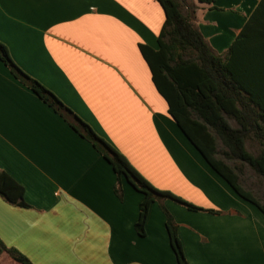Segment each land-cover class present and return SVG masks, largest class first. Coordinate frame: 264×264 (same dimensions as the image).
I'll return each instance as SVG.
<instances>
[{
	"label": "crops",
	"instance_id": "0c3cea01",
	"mask_svg": "<svg viewBox=\"0 0 264 264\" xmlns=\"http://www.w3.org/2000/svg\"><path fill=\"white\" fill-rule=\"evenodd\" d=\"M262 0L193 4L192 23L225 56ZM187 9V7H185ZM156 0H0V42L156 188L221 215L165 202L189 264H264V215L204 161L168 113L139 45L158 48ZM0 172L25 189L0 196V240L32 264H178L157 202L143 195L0 61ZM0 264H18L7 253Z\"/></svg>",
	"mask_w": 264,
	"mask_h": 264
},
{
	"label": "trees",
	"instance_id": "16d2710c",
	"mask_svg": "<svg viewBox=\"0 0 264 264\" xmlns=\"http://www.w3.org/2000/svg\"><path fill=\"white\" fill-rule=\"evenodd\" d=\"M165 14V23L158 37V48L139 45L152 81L168 104V113L204 161L243 200L264 215V197L258 200L240 182L238 162L248 166L264 178V0L248 19L239 36L225 56L214 53L202 34L192 23L193 12L185 11L179 0H156ZM214 4L216 0H198ZM0 61L10 73L31 90L41 101L58 114L72 130L88 141L112 167L117 177L116 195L122 199L123 179L143 195L135 230L145 236V226L153 203L173 200L192 212L221 215V211L203 209L173 195L157 190L93 128L79 118L55 94L26 74L10 57L7 47L0 42ZM230 121L234 122L233 127ZM253 138L261 147L258 155L247 151L246 143ZM218 142L225 151L218 158ZM228 161V162H227ZM25 189L6 172H0V196L19 207L29 208L24 202ZM163 204V203H162ZM166 229L178 264H189L178 237V225L164 205ZM18 264L32 262L0 240V254Z\"/></svg>",
	"mask_w": 264,
	"mask_h": 264
},
{
	"label": "rangeland",
	"instance_id": "374dc122",
	"mask_svg": "<svg viewBox=\"0 0 264 264\" xmlns=\"http://www.w3.org/2000/svg\"><path fill=\"white\" fill-rule=\"evenodd\" d=\"M179 1L182 2L183 6L187 7V9H185V11H188V12L189 11H193L192 10L193 9V4L192 3L195 0H179ZM230 123H231V125L233 127H235L234 122L230 121ZM246 148H247V151L249 153H251L252 155H254V156L258 155L260 153V151H261V147L256 143L255 140H253V138H251L250 140L247 141ZM224 151H225V148L223 147V145L220 142H218V152H219L218 158L224 159V156L222 154ZM228 163L233 168H237L236 172L239 175V182H240L241 186L245 190L250 191L258 200L262 201L263 197H264V178L256 175V173H254L253 170H251L246 165L240 164L238 162H234L233 163V162H230V161ZM138 173L144 178V176L140 172H138ZM123 182H126V180L123 179ZM151 185L154 186L153 184H151ZM156 189L160 190V191H168V192L172 193L169 190H162V189H158V188H156ZM165 202H172L174 204H178L177 202H175L173 200H170V199H166V200L162 201L163 204L162 203L161 204L165 205ZM157 203L159 204L158 206H159V208L161 210V206H160L161 204L159 202H157Z\"/></svg>",
	"mask_w": 264,
	"mask_h": 264
}]
</instances>
